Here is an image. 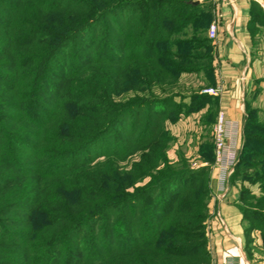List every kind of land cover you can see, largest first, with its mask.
<instances>
[{
	"label": "trees",
	"instance_id": "1",
	"mask_svg": "<svg viewBox=\"0 0 264 264\" xmlns=\"http://www.w3.org/2000/svg\"><path fill=\"white\" fill-rule=\"evenodd\" d=\"M195 1L0 0V264H193L203 248L209 259L194 243L211 195L204 169L153 172L167 139L153 112L173 102L155 88L201 69L216 84L212 5ZM250 16L264 25L254 1ZM247 110L231 181L264 183V123ZM144 111L129 149L106 141ZM255 199L241 190L246 238L264 235Z\"/></svg>",
	"mask_w": 264,
	"mask_h": 264
},
{
	"label": "rangeland",
	"instance_id": "2",
	"mask_svg": "<svg viewBox=\"0 0 264 264\" xmlns=\"http://www.w3.org/2000/svg\"><path fill=\"white\" fill-rule=\"evenodd\" d=\"M132 15H137L132 14ZM264 26V25H263ZM94 30H91L89 33H93ZM215 64V63H213ZM205 69L197 70L195 72H183L172 84H169L165 87L160 86L155 88L157 98L160 100H166L170 97L173 98V102L159 101L158 106L155 108L153 114L154 117L158 120V124L162 127V134L160 137L166 138L163 135H167V139L160 143V151L165 154L163 159L160 160L157 168L153 169V172H159L167 166H173V164H182V161L186 164V167L192 171L198 169H204L205 173L203 178L201 177L202 183H205L206 186L210 189V198L207 203L206 220L200 226L201 231L199 232L198 238L194 239L196 244L208 243V233L210 227V219L212 218V212L210 209V204L212 200L214 203L217 201L215 198H212V185L213 183V174L212 171H216V183L217 187V170L214 167L215 156H214V126L217 117L216 110V97L217 96H206L204 90L215 87L212 86L213 75H207ZM166 91V93L164 92ZM260 91H255L249 94L252 98L246 100L247 104L254 109L259 120L264 123V109H260L257 106H254L252 102L257 101ZM204 95V96H202ZM220 95V94H219ZM218 95V96H219ZM262 101L264 103V93L262 95ZM252 100V101H251ZM123 101V100H121ZM260 103L264 108V104ZM246 108V113H247ZM145 111L142 115L136 113H131L129 116L123 118L119 123L118 131L117 127L111 130L110 137L106 141H111L113 138L120 139L122 142L119 143L121 148L125 147L126 149L129 146L125 145V142L130 139L129 135L137 134L132 130V119L134 117L143 118ZM231 130H233L237 138V153L242 149L243 144L241 145V135H244V129L242 134V126L239 124H231ZM260 133V130H257ZM264 135V131L261 132ZM159 135V134H157ZM244 142V141H243ZM102 148H94L90 150V154H94L95 150L98 152ZM129 149V148H128ZM134 152V151H133ZM146 151L144 147L139 150H136L134 154H130L125 160H121L120 166L122 168L127 167L128 169L132 166L133 162H139L142 155ZM144 156V155H143ZM166 161V162H165ZM237 165V164H236ZM181 167V166H180ZM214 172V171H213ZM234 173V172H233ZM233 175V174H232ZM232 176L229 179L228 190L223 199L220 201L226 200L229 196L230 190L234 184L231 181ZM146 181L150 180V177L145 179ZM145 183V181H144ZM264 183L258 181L256 183H244L240 185V192L242 189H248L250 191H255V207H258L256 202L260 205V209H264V202L260 200L264 196ZM246 201L251 202L249 198H246L242 203L245 205ZM182 213V210H181ZM214 216L218 218L220 214L215 212ZM251 219H247L246 223H250ZM202 223V222H201ZM246 241H248V246L246 247V255L251 264H264V235L260 230H252L248 234ZM250 243V244H249ZM207 247V245H206ZM204 249V248H203ZM203 249L197 250L192 256H197L199 259L193 264H212L210 254L209 259L207 260V254H205Z\"/></svg>",
	"mask_w": 264,
	"mask_h": 264
},
{
	"label": "crops",
	"instance_id": "3",
	"mask_svg": "<svg viewBox=\"0 0 264 264\" xmlns=\"http://www.w3.org/2000/svg\"><path fill=\"white\" fill-rule=\"evenodd\" d=\"M253 1L258 3V0L199 2L212 5L211 23H217L216 38L211 39L216 62L214 86L221 89L220 95L216 97V110L223 111L232 124H240L242 134L247 116L246 100L252 98L248 95L260 91V98L252 103L264 109L259 105L263 103L264 93V26L259 22H250ZM243 141L244 135H241V145ZM213 171L214 194L216 171ZM244 183L247 182L235 181L226 200H217L215 203L214 200L210 201L213 214L206 248L212 264H251L246 255L247 243L240 208L239 189ZM252 193L255 194V191ZM215 212L220 214L219 220L214 216Z\"/></svg>",
	"mask_w": 264,
	"mask_h": 264
},
{
	"label": "built area",
	"instance_id": "4",
	"mask_svg": "<svg viewBox=\"0 0 264 264\" xmlns=\"http://www.w3.org/2000/svg\"><path fill=\"white\" fill-rule=\"evenodd\" d=\"M198 2L206 0H196ZM217 2L219 0H210ZM261 9L264 11V0H258ZM217 35V23L213 21L208 27V37L215 39ZM221 92L219 87H210L204 93L218 96ZM231 122L227 119L223 111H219L214 126V167L217 170L216 193L212 198L221 200L225 197L228 190L229 179L232 176L238 162L237 138L236 133L231 130ZM236 127V125H235Z\"/></svg>",
	"mask_w": 264,
	"mask_h": 264
},
{
	"label": "water",
	"instance_id": "5",
	"mask_svg": "<svg viewBox=\"0 0 264 264\" xmlns=\"http://www.w3.org/2000/svg\"><path fill=\"white\" fill-rule=\"evenodd\" d=\"M199 2L198 1H195L194 4H198Z\"/></svg>",
	"mask_w": 264,
	"mask_h": 264
}]
</instances>
